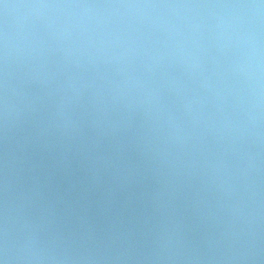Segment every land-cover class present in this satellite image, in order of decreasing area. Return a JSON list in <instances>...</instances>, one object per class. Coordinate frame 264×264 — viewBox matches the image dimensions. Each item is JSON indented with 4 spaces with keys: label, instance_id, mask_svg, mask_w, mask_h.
Here are the masks:
<instances>
[{
    "label": "water",
    "instance_id": "95a60500",
    "mask_svg": "<svg viewBox=\"0 0 264 264\" xmlns=\"http://www.w3.org/2000/svg\"><path fill=\"white\" fill-rule=\"evenodd\" d=\"M0 264H264V0H0Z\"/></svg>",
    "mask_w": 264,
    "mask_h": 264
}]
</instances>
